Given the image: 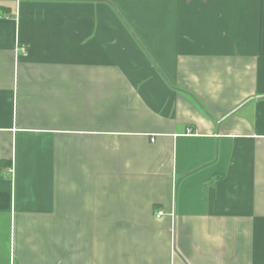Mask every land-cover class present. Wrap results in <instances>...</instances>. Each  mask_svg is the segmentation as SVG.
<instances>
[{
    "label": "crops",
    "instance_id": "1",
    "mask_svg": "<svg viewBox=\"0 0 264 264\" xmlns=\"http://www.w3.org/2000/svg\"><path fill=\"white\" fill-rule=\"evenodd\" d=\"M0 264H264V0H0Z\"/></svg>",
    "mask_w": 264,
    "mask_h": 264
},
{
    "label": "built area",
    "instance_id": "2",
    "mask_svg": "<svg viewBox=\"0 0 264 264\" xmlns=\"http://www.w3.org/2000/svg\"><path fill=\"white\" fill-rule=\"evenodd\" d=\"M160 215H162V213H161V212H158V213H157V216L159 217Z\"/></svg>",
    "mask_w": 264,
    "mask_h": 264
}]
</instances>
